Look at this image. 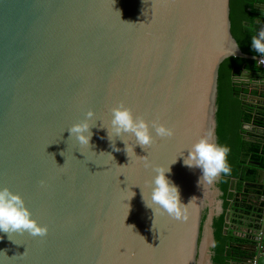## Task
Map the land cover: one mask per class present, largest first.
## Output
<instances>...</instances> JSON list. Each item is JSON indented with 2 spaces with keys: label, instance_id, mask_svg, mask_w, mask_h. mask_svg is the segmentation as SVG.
<instances>
[{
  "label": "water",
  "instance_id": "95a60500",
  "mask_svg": "<svg viewBox=\"0 0 264 264\" xmlns=\"http://www.w3.org/2000/svg\"><path fill=\"white\" fill-rule=\"evenodd\" d=\"M232 56L259 58L232 34L230 0H0V186L48 226L43 236L13 233L16 243L0 233V250L14 256L0 254L4 264H212L222 174L200 184L201 170L180 155L201 137L218 144L219 68ZM120 104L174 135L135 145L131 158L117 138L113 151L99 125ZM89 109L90 147L67 130ZM139 156L176 160L167 175L182 202L194 197L185 219L145 206L140 186L147 197L154 172ZM254 163L259 203L238 264H264V165Z\"/></svg>",
  "mask_w": 264,
  "mask_h": 264
},
{
  "label": "clouds",
  "instance_id": "9594fccd",
  "mask_svg": "<svg viewBox=\"0 0 264 264\" xmlns=\"http://www.w3.org/2000/svg\"><path fill=\"white\" fill-rule=\"evenodd\" d=\"M251 48L256 53L261 54L260 61L264 62V27H261L258 32L251 37ZM95 117L94 111L89 109L83 120L73 123L67 128L69 137L74 136L79 145L90 147V141L93 135L92 128L96 126L97 121ZM99 127L106 130V137L113 151L120 150L116 146V139L119 138L123 141V150L129 158H131L132 154L136 155L134 152L135 145L138 144L146 150L147 147L154 142L156 137L167 138L174 135V129L171 126L157 121H148L135 114L131 108L123 104L111 108L110 121L107 125H104L101 121ZM127 134L134 137V144L129 145L125 141L124 137ZM185 149L187 150L186 155L184 154ZM185 149L183 150V154L180 155L183 157L182 162L189 168L197 167L201 170L198 183L201 184L202 180L211 183L221 174L230 173L231 169L227 160L229 149L226 146L217 144L209 137H201ZM61 154L63 155V152ZM139 157L143 160V166L145 168L152 167L154 172L150 181V192L147 197L145 191L139 185L141 189V198L145 206L151 208L154 215L158 210H163V212L174 219H185L187 205L192 202L194 197L187 203L182 202L179 186L167 175L171 172L170 165L176 160L165 167L153 166L145 156ZM63 165L57 166L62 167ZM41 183H43V181ZM134 195L135 193L133 192L132 196ZM130 226L133 228V225ZM25 232L31 236H43L48 232V226L39 223L37 219L33 217L31 210L27 207L23 196L19 192H15L7 186H0V233H7L8 238L13 240V233ZM0 254L8 257L5 255L4 250H0ZM23 254L19 255L22 256ZM13 257L14 256L8 258ZM0 264H4L3 259H0Z\"/></svg>",
  "mask_w": 264,
  "mask_h": 264
},
{
  "label": "trees",
  "instance_id": "16d2710c",
  "mask_svg": "<svg viewBox=\"0 0 264 264\" xmlns=\"http://www.w3.org/2000/svg\"><path fill=\"white\" fill-rule=\"evenodd\" d=\"M264 0H230L231 32L238 42L241 50L246 54L259 55L251 48V37L263 27L257 20L259 8ZM261 3V4H259ZM261 55V54H260ZM245 62H254L251 59L229 57L225 59L219 68L218 96H217V142L229 149L227 160L230 166L229 174H222L216 184L220 188V199L223 211L215 215L213 230L215 246L212 248V264H226L233 253L230 243L231 238L226 226V215L231 209L236 212L247 213L253 205L245 202L240 191L242 183L253 180L257 171V164L264 165V144L256 137H248L242 125L247 121L262 124L260 117H255L256 112L248 107L245 100L239 97L240 92L233 82V70ZM238 183L235 186V180ZM208 209L203 211L201 236L203 225L207 219Z\"/></svg>",
  "mask_w": 264,
  "mask_h": 264
},
{
  "label": "crops",
  "instance_id": "0c3cea01",
  "mask_svg": "<svg viewBox=\"0 0 264 264\" xmlns=\"http://www.w3.org/2000/svg\"><path fill=\"white\" fill-rule=\"evenodd\" d=\"M259 17L257 18L264 27V10L259 8ZM260 56V54H259ZM254 62H245L238 66L235 70V78L233 82L239 91H244L246 95L245 102L248 107L256 112L257 118L262 121V124L254 121L244 122L242 127L246 131L248 137L259 138L264 144V69L258 66L257 60L251 59ZM235 180V186L238 183ZM243 189L240 191L241 196L249 205H253L251 210L247 213L236 212L231 209L227 214L228 224L227 231L231 238V249L233 253L230 255L226 264H238L239 254L241 253V246L248 242V232L251 227V221L255 208L259 203V199L252 195V186L249 180L242 183ZM221 207L223 208L222 204Z\"/></svg>",
  "mask_w": 264,
  "mask_h": 264
},
{
  "label": "built area",
  "instance_id": "2783aa9c",
  "mask_svg": "<svg viewBox=\"0 0 264 264\" xmlns=\"http://www.w3.org/2000/svg\"><path fill=\"white\" fill-rule=\"evenodd\" d=\"M257 64H258V66H260L261 68L264 69V62H261V61H260V56H259V58L257 59ZM263 201H264V197H263Z\"/></svg>",
  "mask_w": 264,
  "mask_h": 264
},
{
  "label": "flooded vegetation",
  "instance_id": "af4514ba",
  "mask_svg": "<svg viewBox=\"0 0 264 264\" xmlns=\"http://www.w3.org/2000/svg\"><path fill=\"white\" fill-rule=\"evenodd\" d=\"M261 3L264 4L263 2H261ZM261 3H259V4H261ZM218 183H219V181L217 180L215 184H218ZM206 208L208 209V213H207V216H208V214H209V206H206L205 209H206ZM205 209H204V210H205Z\"/></svg>",
  "mask_w": 264,
  "mask_h": 264
},
{
  "label": "rangeland",
  "instance_id": "374dc122",
  "mask_svg": "<svg viewBox=\"0 0 264 264\" xmlns=\"http://www.w3.org/2000/svg\"><path fill=\"white\" fill-rule=\"evenodd\" d=\"M217 199H218V200H221V199H220V195L218 196V198H217Z\"/></svg>",
  "mask_w": 264,
  "mask_h": 264
}]
</instances>
